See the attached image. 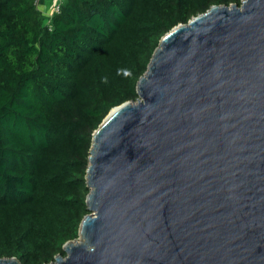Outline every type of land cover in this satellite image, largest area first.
I'll return each mask as SVG.
<instances>
[{"label":"water","instance_id":"water-1","mask_svg":"<svg viewBox=\"0 0 264 264\" xmlns=\"http://www.w3.org/2000/svg\"><path fill=\"white\" fill-rule=\"evenodd\" d=\"M137 93L94 131L89 213L50 264H264V0L174 26Z\"/></svg>","mask_w":264,"mask_h":264},{"label":"trees","instance_id":"trees-1","mask_svg":"<svg viewBox=\"0 0 264 264\" xmlns=\"http://www.w3.org/2000/svg\"><path fill=\"white\" fill-rule=\"evenodd\" d=\"M244 0H0V257L50 264L89 213L94 131L138 99L161 37Z\"/></svg>","mask_w":264,"mask_h":264},{"label":"crops","instance_id":"crops-1","mask_svg":"<svg viewBox=\"0 0 264 264\" xmlns=\"http://www.w3.org/2000/svg\"><path fill=\"white\" fill-rule=\"evenodd\" d=\"M38 4L40 5H48L47 9L45 10V12H43L45 15L50 16L53 12V8L55 6V4L57 3V0H38ZM42 7V6H41ZM43 8V7H42Z\"/></svg>","mask_w":264,"mask_h":264},{"label":"built area","instance_id":"built-area-1","mask_svg":"<svg viewBox=\"0 0 264 264\" xmlns=\"http://www.w3.org/2000/svg\"><path fill=\"white\" fill-rule=\"evenodd\" d=\"M61 0H57V3L55 4L54 8H53V12L52 13H57L60 10V6H61Z\"/></svg>","mask_w":264,"mask_h":264},{"label":"rangeland","instance_id":"rangeland-1","mask_svg":"<svg viewBox=\"0 0 264 264\" xmlns=\"http://www.w3.org/2000/svg\"><path fill=\"white\" fill-rule=\"evenodd\" d=\"M41 6H42L43 8H42ZM47 7H48V5H40V6H39V8H40L43 12H45V10L47 9Z\"/></svg>","mask_w":264,"mask_h":264}]
</instances>
